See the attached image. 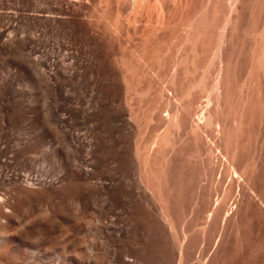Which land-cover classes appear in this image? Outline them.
I'll return each instance as SVG.
<instances>
[{
  "label": "rangeland",
  "instance_id": "obj_1",
  "mask_svg": "<svg viewBox=\"0 0 264 264\" xmlns=\"http://www.w3.org/2000/svg\"><path fill=\"white\" fill-rule=\"evenodd\" d=\"M6 1L9 8L2 9L4 12L10 11L11 8L19 11L24 8L21 12L27 11L26 14L30 15L31 11L27 18L23 17L26 14L18 11V16L22 14L23 18L18 17L21 24L18 23L17 27L19 26L18 30L21 29L19 31L21 38L27 35L29 39L32 38L30 41L33 42H28L30 45L28 44L27 51L30 52V56L32 51L31 62L38 60L41 67L38 65L39 69L36 66V70L30 64L34 70L32 74L28 66L30 61L23 62L22 56L14 55L15 58L11 57L12 69L9 67V70L6 69L7 72L14 70L18 76L20 74V78L16 79L18 83L16 84L15 79L11 80L14 85L12 87L9 82L10 72L7 75L6 69L1 67L0 71L5 70V74L1 72L0 85L4 88L8 101L14 106L18 107L21 104L31 110L37 109L44 116L46 114L50 117L45 116L49 123L54 116V121L53 118L51 121L53 124L48 122V125L46 124L47 138L50 136L47 142H50L52 147L59 144L64 146L71 137L72 130V133L77 132L79 135L83 130L86 136L87 127H91L90 134H93V137L96 135L95 141L98 140L96 143L100 149L113 151V157L116 156L108 160L118 161L120 167L118 166L116 170L119 172L121 168L120 173H123L127 168L124 165L128 157L126 153L134 154L133 156L138 158L134 145L137 141L143 149L142 155L146 152L145 157L155 169L161 171L162 167L171 168L172 164H176L179 169L176 170L177 174L184 173L185 204L193 194H198L201 204L206 206L209 201L208 203L214 207L216 202L213 204L212 201L217 198L215 187L219 179L221 189L227 186L230 190L226 199L227 204L224 205L225 201L223 203L225 208L221 207L222 212L226 210V213L219 219L221 222L219 221L218 228L221 231L217 230L214 241L212 240L214 244L211 243V249H208L207 256L203 258L204 263L202 260L200 264H264V0H14L15 2L0 0L4 4L3 7H6ZM14 3L16 6H13ZM32 6H38L39 9ZM28 7L32 10H26ZM35 11L40 12V15ZM37 15L40 18H37ZM20 25L24 26L20 28ZM24 29H30L31 32L27 33L28 30ZM35 30L36 34H32ZM40 34L41 36H37ZM34 40L37 42L34 43ZM40 43L46 44V47L42 46L43 51L38 46H41ZM33 48H37L39 53ZM66 51L73 52L72 57ZM66 57L73 59L71 61ZM43 58L49 59L50 63ZM67 59L70 60L69 63ZM55 60H60L63 65L59 62L57 64ZM74 60L78 61L79 65ZM46 65L50 67L47 68ZM59 66L65 70L61 69L60 72V68H57ZM73 66L76 67L75 70ZM54 68L58 69V72ZM42 69H45V72ZM35 71L38 75L36 77ZM65 71L72 73L73 76ZM38 73L44 78L39 80ZM46 73L49 75L48 78L51 76V81L47 80ZM74 73H77L76 76L79 73L80 77L76 78ZM3 74L6 77H3ZM55 74L57 78L54 77ZM2 78L7 79L6 82ZM64 78H67V81ZM41 80L44 82H40ZM49 83L53 85L49 86ZM42 88L47 89L45 90L48 95ZM28 90L30 92H27ZM206 94L211 98L206 107L205 119L211 121L213 125L211 123L204 126L205 124L201 122L200 125L203 124L204 127L201 126L203 129L201 128L197 135L192 130L194 114L197 108L205 103ZM34 101L37 105H34ZM43 101L47 103L44 104ZM41 106H46L47 109L45 107L46 110L43 111ZM50 111L51 114H47ZM67 111L69 113H66ZM82 111H87L90 117H86L85 113L82 115ZM168 112L169 115L174 114L173 117L170 115L173 122L176 117L180 122H168L167 118H170ZM61 113L63 116H59ZM55 116L60 120L62 118L63 122L55 120ZM126 119H129L131 125L134 124L131 127L134 129L133 132H128L131 128ZM55 122L60 124L56 127ZM214 122H218L217 129L221 130L215 129ZM63 123L64 126L61 125ZM122 124L128 126L123 127ZM173 124H176L175 127ZM51 126L57 128V131L61 128L62 135L60 131L61 136L55 133ZM78 126L80 129L77 128V131L75 128ZM128 127L130 129L127 131ZM168 129L170 135H173L174 143L173 139L168 138L170 136L167 135ZM67 130L68 137L65 133ZM97 131L101 134L97 135ZM111 132L115 134L112 135ZM99 135H102L103 139L98 137ZM159 135L164 139L162 140ZM54 136L56 139H53ZM63 136L67 137L65 143ZM158 137L162 143L163 141L165 143L167 138L172 143L167 140L169 145L167 143L164 147L166 143H159L161 140L158 141ZM123 152L125 156L127 155L126 158ZM142 158L141 160L138 158L141 164ZM126 171L128 172V168L125 174ZM144 176L146 177V173ZM220 179L225 181L220 183ZM171 182L169 181L170 189L177 193L178 198L181 197L180 184L175 186L174 190ZM168 204L173 218L178 221L181 217L180 209L175 206L172 199ZM193 236L195 240H199L197 232H193Z\"/></svg>",
  "mask_w": 264,
  "mask_h": 264
},
{
  "label": "bare ground",
  "instance_id": "obj_2",
  "mask_svg": "<svg viewBox=\"0 0 264 264\" xmlns=\"http://www.w3.org/2000/svg\"><path fill=\"white\" fill-rule=\"evenodd\" d=\"M11 1L9 0V2ZM9 2L8 4L10 5ZM2 5L4 4L0 2V64H1L0 70H1V67H3V69L4 68L6 69L8 67L10 68L11 67L10 66L11 57L13 56L15 58L17 54L23 57L22 58L23 62L30 61L28 66L32 64L33 69L34 68L36 69L37 67L41 65V62H38V60H36L37 62L34 61L32 63L31 62L32 58L30 59V57H32V51H31V56H30V52L27 51L29 48L28 46L30 45L28 42L32 38L30 37L29 39L28 35L27 37L23 36L24 38H21L22 35L19 36V31L21 29L18 30L19 26L17 27L18 23L21 24L20 23L21 21L19 22L20 19L18 17L21 16V18L23 17L27 18L31 15V11L29 15V14H26L27 11L26 13H24L25 11L21 12L22 10H24V8H21L22 9L21 11L15 9L17 11L15 12V10L10 7L11 8L10 11L4 12L2 11V9L7 8L8 10L9 8L7 5V1L5 5L6 7H3ZM13 6H16L15 3ZM21 7H24V6H21ZM17 8L19 9V7ZM27 9H29V7L26 8V10ZM37 9H39V7ZM29 10H32V9L30 8ZM18 11L20 13H23V15L26 14V16L22 17V14L18 16ZM36 13L37 14L39 13L38 15H40V12H36ZM38 15H37V18H40V16L38 17ZM32 20L33 19H31V23H32ZM27 23H28L27 25H29V22ZM21 26L23 27L24 25H20V28H22ZM34 26L35 25H33V27ZM27 27L28 26H25V28ZM27 30L28 29H26L25 31ZM29 30L27 31V33L29 32ZM32 32H33L32 34H36L37 30H35V33L34 31ZM37 36H41V34ZM35 39H37L38 41L37 37H35ZM35 41L36 40H34V43L37 42ZM30 42L32 43L33 40H31ZM38 46L42 48V46L46 47V44L45 45L41 44V46L40 45ZM35 47H36V44H35ZM33 49H37V48H33ZM43 49L44 48H42V51ZM37 52H38V49H37ZM45 52L47 53V50H45ZM46 53L44 54L42 53V55L44 56L46 55L50 57V55ZM72 53L73 52L68 53V54H71L70 57H72ZM20 56L18 58L19 60L21 59ZM37 58L39 59V57ZM45 58H43V60ZM68 59H71V58H68ZM19 60H18V63H19ZM59 61H56L57 64L60 63ZM61 62H63V60ZM69 62L70 60H68V63ZM74 62L77 63L78 61L74 60ZM75 63H72V64H75ZM72 64L68 66L71 67ZM53 65L55 64L53 63ZM62 65L61 67H63ZM76 67L73 66L74 70L76 69ZM84 67L81 66V68H84ZM30 68H31L30 70H32L31 66ZM57 68H60V66ZM11 69L12 68H10V70ZM61 69L62 68L59 69L60 72H61ZM62 70H65V69H62ZM4 71L3 70L0 71V81H2L1 72L4 73ZM13 71L12 72L8 71L10 72L9 82L11 85H12L11 80L14 81V79L16 80L20 76V74L18 76V73L13 72ZM33 71L34 70H32L31 73ZM51 71L53 72L52 69ZM55 71L58 72V69H55ZM6 72H7V69H6ZM8 72L6 73L7 75H8ZM36 72L37 71L34 72L35 77L37 75ZM20 73H22V70ZM79 73H78V76H76L77 73L76 74L74 73L76 78L80 77ZM4 74L2 76L6 77L4 76ZM41 74H43V72ZM41 74H39V77L41 76ZM48 74L50 75L49 72ZM56 74L54 75V77H56ZM67 74L73 76L72 73L69 74V72H67ZM68 75H66V77ZM46 76H47V73H46ZM48 76H47V80L49 81L51 79L50 78L51 76L49 78ZM42 77L38 79L40 80L42 79ZM59 77L60 76H58V78ZM2 79L5 80L4 78ZM38 79L37 81H39ZM60 79L61 78H59V80ZM27 80H28V77H27ZM43 80H46V79H43ZM43 80H41L40 82H44ZM48 81L46 85H48ZM17 83L18 81L16 82V84ZM27 85L28 84H26V86ZM52 85L53 84H50L49 86H52ZM13 86L14 85H12V87ZM20 86H23V85H20ZM53 88L55 87L53 86ZM3 89L4 88H2V86L0 85V264H200L202 262L204 256L209 252L208 249H211L210 248L212 246L211 243H213L212 240L214 238V235H216L217 230L219 229L218 228L220 226L219 221L221 222V220L219 219L222 216V214L226 213V210H224L225 212L224 211L222 212L223 208L221 209V207H224V205L227 204L226 199H228L227 197L230 194V190L227 186L224 189H221L222 185L218 184L219 179L217 180L218 181L216 182L217 186L215 187V193L217 195V198H215V200L212 201L213 204L216 202V205H214V207L208 203L209 201L207 202L206 206L201 204V199L198 194H193L188 200V202L185 204V199H184L185 194H183V191L185 188V185H184L185 175L184 173L177 174L176 170H179V169L176 164L174 165L172 164L171 168L162 167L161 171L155 169L153 165L151 164V162L148 161V159L145 157L144 155L146 154L145 151H144L145 153H143L142 155L141 150L143 149L140 148L139 143L136 141L134 142L135 143L134 145L136 147L135 154H137L140 160L142 156H144L142 158V164L140 163L141 161L139 162L137 157L133 156L134 154L129 155V153H126L128 157L124 161L125 162L124 165L127 166L128 172L126 171V174L124 173L125 170H127L126 168L123 173H120L122 172L121 168H119L120 169L119 172L116 170L118 166L120 167V163H118V161L115 162L114 160H111V161L108 160L111 158L113 159L116 155H114L113 157V151L109 149L108 150L100 149L99 145L96 143L98 142V140L95 141L96 135H94L93 137V134H90L91 127L90 128L87 127L88 133H86V136L84 135L83 130L82 132H80V135L79 133L77 134V132L72 133L73 131L72 130L71 137L68 138V141L65 143V138L68 137L67 135L68 130H67L65 132L67 137H65L66 135L63 136L64 141H63V137H61L62 141L65 143L64 146H61V144H59L57 147H52L50 142H47L48 139L50 138V136L49 138H47L48 133H47L46 124L48 121H47V118L45 117L47 115L45 114L44 116L41 112L37 111V109L31 110V108H27L25 106L23 107L21 104L18 107L14 106L13 104H11V102L8 101V98H7L8 96L7 94L5 95V92ZM42 89L44 91L47 90L46 88H45L46 90L44 88ZM53 90H55L56 92L58 91L56 89H53ZM27 92H30V91L28 90ZM46 94L48 95L47 91H46ZM31 97L32 96H30V98ZM205 98H206V101L204 104H202L203 106L198 107L197 108L198 110L194 114L195 119L193 121L192 130L197 135L199 134V131H201V128L203 129L204 126L206 125L209 126V124L212 123L211 121L208 122L206 120L207 117H205V114L207 112L206 107L210 103L211 97L207 96ZM73 99H74V96H73ZM25 100H26V97H25ZM30 101L33 103L31 99ZM30 101L28 102L31 103ZM45 103L47 102H44V104ZM39 104L42 105V103H39ZM34 105H37L35 101H34ZM86 105H88V103ZM92 106L91 108H89V110L88 108L86 109L84 108V109L90 112V110L92 109ZM41 107H43V111L47 109L46 106H41ZM45 107L46 109H44ZM78 108L80 109V107ZM79 109H77V111ZM51 112L52 111H50V113L47 112V114H51ZM66 113H69V112L67 111ZM84 113L87 115V111L83 112L82 115H85ZM56 114L54 113V115ZM76 114H79V113L76 112ZM91 114H93V112ZM167 114L169 115V112ZM61 115L62 113L59 116ZM88 115L86 117H90V114ZM170 115L171 117H173L174 114H170ZM91 117L93 116L91 115ZM52 118L50 119V123L52 121ZM77 118H80V117H77ZM96 118H97V115H96ZM170 118H167L168 122L170 121V123H175L177 121V117L174 118L175 119L174 122H173V118H171L172 122ZM55 120L59 121L60 118L57 117ZM53 121H54V118H53ZM81 121L85 122L82 119ZM56 122L55 124L57 127L58 123ZM70 122H68L67 126H69ZM201 122L205 125L204 126L203 124L200 125ZM50 123L48 122V124ZM64 123L66 124V122ZM64 123L61 125L64 126ZM88 123H83V125L88 124ZM94 123L95 122H93V124ZM126 123L130 124L129 126L130 128L133 127L134 125V124L131 125L129 119H126ZM52 124L53 122L51 123V125ZM90 124L92 125V123ZM83 125H82V129H84ZM211 125H213V123ZM217 125H218V122H214V127L216 126L215 129L218 128ZM111 126H112V121H111ZM122 126L127 127L128 125L125 126L124 124H122ZM52 127L53 126H51V128ZM60 127H58V129ZM72 127H75V126H72ZM109 127H110V124H109ZM116 127H120V126H116ZM129 127L127 128V131L128 129H130ZM49 128H50V125H49ZM66 128L69 129L68 127ZM77 128H79V126L76 127L75 130H77ZM52 129L54 130L55 133L59 134V131L61 132L60 130L61 128L59 129V131H57V128L55 129L52 128ZM100 129L102 130V128ZM124 129L126 130V128ZM95 130L97 129L95 128ZM133 130L134 129L131 128L130 131L128 132L129 133L133 132ZM217 130H221V129L219 128ZM84 132L86 131L84 130ZM81 133L83 136H81ZM121 133H124V132H121ZM200 133H203V132H200ZM60 134L62 135V132ZM98 134H101V133L98 132L97 135ZM114 134L112 133V135ZM168 134L169 135L171 134L170 130L167 133V135ZM161 135L163 136L164 134H161ZM161 135H159V137L162 138V140L166 138L165 135L163 136L164 138L161 137ZM172 136L173 135H170L168 138L173 139ZM98 137L102 138V135L101 136L99 135ZM159 137H158L159 139L158 141L161 140ZM119 138L120 137H118V139ZM53 139H56V137ZM162 140L159 143H162ZM167 140L165 141L166 144L164 143V141L162 143V144H165L163 145L164 147H166L168 141H170V140L168 141ZM109 142L112 143L111 140ZM170 142L172 143V141ZM171 143L170 145L173 146V144ZM173 143H174V139H173ZM56 144L57 143H55V146ZM118 147L116 148L119 149ZM120 152L121 150L119 151V153ZM167 154H168V151H167ZM124 156H125V153H124ZM167 156L168 155H166V157ZM129 169L133 170L134 173L133 171L132 173L129 172L130 171ZM144 173H146V177L144 176ZM221 176L223 177V175ZM222 180L220 179L221 181L220 183H223L225 181V180L223 181ZM169 181H172L171 186L174 190H175V186L177 187L180 184L182 188V192L180 194L181 197L178 198L177 193L173 192L170 189ZM164 193L166 195H164ZM170 199H172L175 206L180 209V212L179 211L178 212L179 214H181V217H179L178 221H176L171 214L169 204H168ZM224 201H225V204L223 205ZM192 229H193V232L198 233L199 235L198 241L195 240ZM219 230L221 231V229ZM203 263H204V260H203Z\"/></svg>",
  "mask_w": 264,
  "mask_h": 264
}]
</instances>
